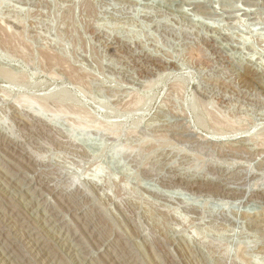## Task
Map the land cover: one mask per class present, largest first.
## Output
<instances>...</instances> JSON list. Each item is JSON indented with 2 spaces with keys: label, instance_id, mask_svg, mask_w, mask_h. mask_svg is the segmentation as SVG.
Returning <instances> with one entry per match:
<instances>
[{
  "label": "rangeland",
  "instance_id": "1",
  "mask_svg": "<svg viewBox=\"0 0 264 264\" xmlns=\"http://www.w3.org/2000/svg\"><path fill=\"white\" fill-rule=\"evenodd\" d=\"M0 264H264V0H0Z\"/></svg>",
  "mask_w": 264,
  "mask_h": 264
},
{
  "label": "bare ground",
  "instance_id": "2",
  "mask_svg": "<svg viewBox=\"0 0 264 264\" xmlns=\"http://www.w3.org/2000/svg\"><path fill=\"white\" fill-rule=\"evenodd\" d=\"M253 76H254V74L252 72H249L248 75L246 77L242 78V79H243L244 83L248 84Z\"/></svg>",
  "mask_w": 264,
  "mask_h": 264
}]
</instances>
